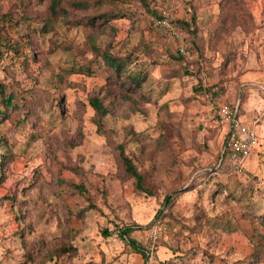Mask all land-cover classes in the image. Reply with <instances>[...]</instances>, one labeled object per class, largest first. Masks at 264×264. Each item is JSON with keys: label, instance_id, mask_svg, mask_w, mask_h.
<instances>
[{"label": "rangeland", "instance_id": "obj_1", "mask_svg": "<svg viewBox=\"0 0 264 264\" xmlns=\"http://www.w3.org/2000/svg\"><path fill=\"white\" fill-rule=\"evenodd\" d=\"M122 1L124 16L105 23L109 5L68 7L57 21L50 0H0V84L13 97L0 119V264H264V0ZM192 15L194 54L178 22ZM88 42L149 65L141 88L110 78ZM144 44L158 54L153 65ZM170 49L183 63L168 60ZM184 68L216 98L197 99L192 74L171 77ZM92 95L108 109L102 133ZM237 102L257 141L242 171L225 173L212 104ZM121 143L151 195L119 168ZM122 227L135 228L144 255Z\"/></svg>", "mask_w": 264, "mask_h": 264}, {"label": "trees", "instance_id": "obj_2", "mask_svg": "<svg viewBox=\"0 0 264 264\" xmlns=\"http://www.w3.org/2000/svg\"><path fill=\"white\" fill-rule=\"evenodd\" d=\"M142 4H145V0L142 1ZM105 5H109L110 7L107 8L106 11L101 12L99 19L102 20L103 22L107 23L109 20L118 17V16H124L122 14V8L125 6V3H123L122 0H50L49 4V12L54 19L62 17L64 18L68 12L67 8L68 7H73L78 10H89L92 9L94 6L101 7L103 8ZM148 9V7L146 8ZM148 12L152 13L154 15V18L156 20H162L163 16H161L158 12L152 10ZM194 15L190 17V21H183L179 20L178 22L185 28V32L190 36V44L192 46V50L190 51L191 54H194L195 52L200 53V49L198 46V38L196 37L195 30L193 26L195 25L194 22ZM90 24L92 23V20L89 22ZM196 37V38H195ZM200 40V39H199ZM89 49L92 51L93 55L100 56L102 57L103 64L106 66L107 71L109 73L110 78L117 80L120 84V86H127L128 90H131L132 88H135V90H138L141 88V83L144 82L147 78V73L149 69V65H144L143 63H135L133 60L134 58L128 57H120L114 54H110L108 51H102L99 47L96 46L95 42H88L87 43ZM171 46V45H170ZM191 50V48H189ZM142 55L147 56V60H151V64L153 65V60L155 58V55L158 56V54L148 45L144 44L143 49H142ZM145 58V57H144ZM168 60L174 61L175 63H183L184 61V56L178 53H174L173 51L168 52ZM155 64V63H154ZM151 65V66H152ZM191 75L192 73L188 71L187 68H184V71L182 74L180 72H177L171 77H181V76H186V75ZM194 75V74H192ZM197 80H199L198 75H194ZM126 83V84H124ZM195 93H196V98L200 99L203 98V102L205 100H208L209 98H216L217 93L213 91L212 87H205L201 80L198 82V86L195 87ZM142 95V94H141ZM143 96V95H142ZM145 97V96H144ZM138 99V98H137ZM12 100L13 97L11 94L6 93L5 88L3 85L0 84V119H7L8 114L7 110L12 107ZM132 103L137 104L136 99H131ZM139 101V100H138ZM201 101V100H200ZM148 100L142 99L140 102L141 104H146ZM89 104L94 112L93 115V122L96 126L97 132L102 133L103 132V120L104 118L108 115V109L102 101L96 96L92 95L89 99ZM138 106V105H137ZM137 108V107H135ZM239 111V110H238ZM239 117H240V112H238ZM132 138H137L141 137L142 134H134L130 133ZM143 137V136H142ZM169 138L168 133L164 132L161 135V143L158 142V148L157 151L161 152L164 151L165 146H166V141ZM129 140V139H128ZM117 152H118V158H119V168L123 170V173L128 179H131L134 183V187L137 191L151 195L152 192L147 185V181L144 177V175L138 170L137 166L134 163V160L126 153L125 150V143H121L117 145ZM9 156H6V153H4L3 157L1 158V163L3 164L7 162ZM217 159H218V153H217ZM222 172L224 171L225 173H234L231 170L223 167H218ZM78 188V187H76ZM80 189V188H79ZM172 199L170 196H166L162 205L165 209L170 207L172 205ZM91 209H95L93 205L90 204L89 206ZM162 214V210H159L156 215L154 216V220L158 219ZM134 227H122L119 230V236L125 240V242L132 247L136 253L144 255V252L142 249L137 247L135 245L134 240L130 237V233L134 231ZM102 235L104 237L109 236L110 233L107 230L102 231ZM61 249H58L57 253L61 252Z\"/></svg>", "mask_w": 264, "mask_h": 264}, {"label": "built area", "instance_id": "obj_3", "mask_svg": "<svg viewBox=\"0 0 264 264\" xmlns=\"http://www.w3.org/2000/svg\"><path fill=\"white\" fill-rule=\"evenodd\" d=\"M163 22V21H162ZM239 102L214 106L212 112L223 124L224 140L218 151V167L240 173L256 144V134L252 126L240 120Z\"/></svg>", "mask_w": 264, "mask_h": 264}, {"label": "crops", "instance_id": "obj_4", "mask_svg": "<svg viewBox=\"0 0 264 264\" xmlns=\"http://www.w3.org/2000/svg\"><path fill=\"white\" fill-rule=\"evenodd\" d=\"M261 88H263V90H264V86H260Z\"/></svg>", "mask_w": 264, "mask_h": 264}]
</instances>
